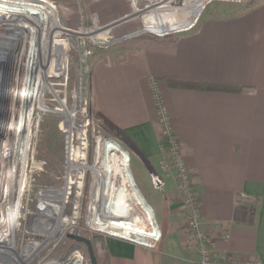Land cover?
<instances>
[{
    "label": "crops",
    "instance_id": "obj_1",
    "mask_svg": "<svg viewBox=\"0 0 264 264\" xmlns=\"http://www.w3.org/2000/svg\"><path fill=\"white\" fill-rule=\"evenodd\" d=\"M78 1L89 6L102 0ZM170 1L114 0L98 5L109 18V27L145 21L143 28L121 40L142 32L154 33L157 39H136L115 55L102 54L92 62V108L139 156L142 189L159 191L153 180L164 181L157 205L175 238L166 255L175 248L182 254L184 240L178 234L186 208L176 169L163 167L171 152L160 144L163 128L156 86L192 175L216 258L222 264H264V0L243 4L204 0L214 9L201 18L195 31L177 38L170 34L194 23L161 31L157 13ZM193 82L241 90L173 86ZM92 242L97 264H165V250L158 257L156 248L113 237ZM192 259L197 264L196 248Z\"/></svg>",
    "mask_w": 264,
    "mask_h": 264
},
{
    "label": "built area",
    "instance_id": "obj_2",
    "mask_svg": "<svg viewBox=\"0 0 264 264\" xmlns=\"http://www.w3.org/2000/svg\"><path fill=\"white\" fill-rule=\"evenodd\" d=\"M1 1H5L6 6L13 10L8 9L9 14H0V36L4 38L0 41V47L4 43L10 46L3 53L4 57L10 59V81L7 116L0 138V264H30L32 259L40 256L43 247L49 244L56 227H59L55 237L57 244L70 235L90 232L124 240L149 250L155 249L163 235L154 211L155 226L148 222L140 227L137 224V228H141L144 234L131 233L123 218L107 216L103 212L94 197L95 185L101 177L96 176L90 168L91 146L96 158L99 150L101 153L105 151L109 140H116L96 130L90 77L88 73L85 80L82 67L91 50L84 42L89 39L96 47L110 45L113 28L126 22L109 27L106 21L94 17L90 28L81 27L83 32L97 30L98 34L77 35L74 31L81 28L72 29L63 23L60 5L55 0ZM199 24L198 20L194 25L175 30L170 37L193 32ZM72 53H77L82 63L75 77L71 71ZM153 89L163 135L167 136L171 152L170 159L164 161L163 167L166 170L173 167L177 171V188L188 213V229L195 244L197 264H222L214 254L192 175L184 164L157 87ZM51 114L62 117L59 127L66 140L63 174L65 187L53 189L39 183L38 192H34V208L30 211L31 185L36 175L46 171V163L37 157L35 151L37 126ZM87 184V216L83 225H80L82 198ZM153 184L162 193L165 191V183L161 179L155 178ZM58 191L64 192L63 196L58 195ZM145 234L148 237H142ZM81 250L80 245L72 247L68 261L77 258L79 264H89ZM68 261L66 263L70 264Z\"/></svg>",
    "mask_w": 264,
    "mask_h": 264
},
{
    "label": "rangeland",
    "instance_id": "obj_3",
    "mask_svg": "<svg viewBox=\"0 0 264 264\" xmlns=\"http://www.w3.org/2000/svg\"><path fill=\"white\" fill-rule=\"evenodd\" d=\"M60 5V16L64 24L69 26L72 29L81 28L79 31L81 32L83 28L81 25L86 27L87 29L90 28L91 25V19L94 17H97L102 22H107L109 20L108 17H105L103 13L99 11L97 8L98 5H102L104 3H109L114 0H102L96 2V4L85 6L80 5L78 0H55ZM100 3V4H98ZM169 6L165 7L164 9H159L158 15V21L160 23L161 31L163 30H170L171 27H175L176 25L181 26L185 23H188L192 21V23H196L198 20L200 21L203 16L210 13L214 8H210L207 3L204 0H171L169 2ZM119 11L123 12V10L120 8ZM144 22L139 19H135L134 23L126 22L121 23L120 25H116V27L113 28V31L110 33L113 37L109 39L110 45L103 46V47H96L93 43H90L89 39H86V42L84 44L87 48L91 50V54L86 60L82 63L79 59V56L77 53H72V59H71V71L73 74V77H75V73L81 68V66L84 68V75L83 77H86L87 81V75L89 73V77L91 75V67L92 62L95 61L100 55L102 54H109L115 51H118L122 49L123 47H128V45H131L136 39H157L154 33L151 32H142V33H136L131 38L123 39L121 40L122 36L125 34H128L130 32L133 33V31L143 28ZM191 25V24H190ZM95 33H98L95 31ZM177 36H173L170 38H177ZM119 39V40H117ZM169 39V38H167ZM112 43V44H111ZM85 51V50H84ZM111 55V54H110ZM89 68H88V67ZM88 69L90 71L88 72ZM90 82V80H89ZM92 92H90L91 96ZM8 96L9 92L7 90V94L5 96L4 100V106H2L3 110H0V122H3L5 117L7 116V105H8ZM92 101V100H91ZM91 104H93L91 102ZM92 113L96 124V130L107 133L109 136H114L116 143L121 145L124 150L129 153V168L133 174L135 183L137 185V188L140 190L143 197H146L145 200H147V203L152 206L155 217L157 219V224H159V227L162 230L163 238L160 243H158V246L154 251L157 252L158 257H160V253H162L163 250L166 252L164 255L168 253L169 247V241L174 242V232L172 229L167 226L166 222V216L162 214L161 209H159L157 202L162 197L161 192L153 190L151 187H144L142 189L139 178L137 176L138 172L140 171V158L130 147L125 145V143L119 139L120 135L116 132H111L107 126L104 125V122L100 119V117L94 112L92 108ZM62 117L57 114H51L45 118H43L37 126V136L35 139V151L37 154V157L40 160H43L46 163V171L44 173L38 174L34 178V183L31 185V196H29V202H30V211L34 208L33 203V197L34 192L37 193L39 189V183H44L47 186L53 188V189H63L65 187V183L63 181V174H64V165H65V158H66V140L65 135L61 131L59 127V122L61 121ZM113 133V134H112ZM95 147V146H94ZM91 153H90V161L93 163L95 161V155H94V149L91 146ZM59 193L61 191H58ZM88 195H89V184H87L86 191L84 193V196L82 198V205H81V213H80V225H83L84 220L87 216V201H88ZM183 218L186 220L181 221L179 223L181 234H178L180 236V240H184V252L180 254L178 252V248H175V251L173 250L170 255H166L164 262L165 264H196L194 260L192 259V252H194V242L190 238V231L188 229V213L187 210H185ZM82 236L87 237L91 241H96L97 238H102V235L97 233H90V232H84ZM177 237V235H176ZM184 237V238H183ZM178 238V237H177ZM42 239V238H40ZM178 241V239L176 240ZM49 244L43 247V250L40 254V256L36 259H32L30 264H67L69 258V252L72 247L76 245H80L82 255L88 259V262H90L89 259V253L86 245L80 244L77 241L67 237L65 238L60 244H57L58 242L56 239H50ZM57 244V246H56ZM93 245V242H92ZM182 248V249H183ZM94 250V245H93ZM70 261H68L69 263ZM91 264V262L89 263Z\"/></svg>",
    "mask_w": 264,
    "mask_h": 264
},
{
    "label": "bare ground",
    "instance_id": "obj_4",
    "mask_svg": "<svg viewBox=\"0 0 264 264\" xmlns=\"http://www.w3.org/2000/svg\"><path fill=\"white\" fill-rule=\"evenodd\" d=\"M1 2L0 14H7L8 9L11 8L6 6L5 1ZM74 32L77 35H96L95 31L83 32L82 30L81 32ZM2 40H4V38L0 36V41ZM9 47L4 43V45L0 47V55L6 53L10 49ZM0 63H2L1 59ZM105 146V151L101 153L99 150V152L96 153L94 163L90 165L94 174L101 177L97 185H95L94 197L99 201L103 212L106 213L107 216L115 215L123 218L126 222L127 229H129L131 233L142 235L144 234L142 229L137 228L136 225L142 226L145 222H148L155 226L153 209L147 203V200H145V197H143L135 184V180L129 170V154L127 151L113 140H109ZM57 194L63 196L64 192H57ZM58 228L59 227H56V230L52 232L50 239L56 237L59 230ZM142 237L148 236L145 234ZM45 244H47V242ZM70 264H79V260L73 258Z\"/></svg>",
    "mask_w": 264,
    "mask_h": 264
},
{
    "label": "water",
    "instance_id": "obj_5",
    "mask_svg": "<svg viewBox=\"0 0 264 264\" xmlns=\"http://www.w3.org/2000/svg\"><path fill=\"white\" fill-rule=\"evenodd\" d=\"M1 56V62L0 63V110L2 108V106H4V100H5V96L7 94V90H8V85H9V81H10V59L4 57V55H0ZM5 120V119H4ZM5 122H0V138L2 136V128L4 127ZM69 238L77 241L80 244H84L86 245L87 249H88V253H89V259L91 264H97V260H96V256H95V252L93 250V245H92V241L90 239H88L85 236L82 235H70Z\"/></svg>",
    "mask_w": 264,
    "mask_h": 264
},
{
    "label": "trees",
    "instance_id": "obj_6",
    "mask_svg": "<svg viewBox=\"0 0 264 264\" xmlns=\"http://www.w3.org/2000/svg\"><path fill=\"white\" fill-rule=\"evenodd\" d=\"M173 86L179 87V88H188V89H197V90H220L225 92H239L241 89L237 87L227 86V85H212L209 83H176ZM99 116V115H98ZM101 120V116H99ZM160 144L163 148L169 149L170 145L168 143L167 136L161 135L160 137Z\"/></svg>",
    "mask_w": 264,
    "mask_h": 264
}]
</instances>
